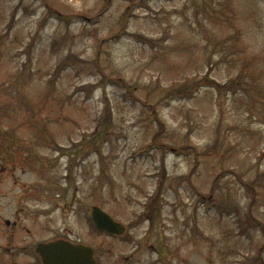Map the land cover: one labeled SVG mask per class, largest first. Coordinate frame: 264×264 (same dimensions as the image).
Masks as SVG:
<instances>
[{"label": "rangeland", "instance_id": "1", "mask_svg": "<svg viewBox=\"0 0 264 264\" xmlns=\"http://www.w3.org/2000/svg\"><path fill=\"white\" fill-rule=\"evenodd\" d=\"M9 143L31 240L0 264L53 238L98 264H264V0H0Z\"/></svg>", "mask_w": 264, "mask_h": 264}, {"label": "flooded vegetation", "instance_id": "2", "mask_svg": "<svg viewBox=\"0 0 264 264\" xmlns=\"http://www.w3.org/2000/svg\"><path fill=\"white\" fill-rule=\"evenodd\" d=\"M16 152L10 143L0 147V258L6 260H12L17 252L27 254L24 246L31 240V227L27 226L31 215L27 210L16 208L18 198L15 193L17 186H20L21 176L30 170L31 159L27 152H23L22 158L16 157ZM24 201L26 204V197ZM94 258L98 264L96 251ZM124 259L121 258L122 261Z\"/></svg>", "mask_w": 264, "mask_h": 264}, {"label": "water", "instance_id": "3", "mask_svg": "<svg viewBox=\"0 0 264 264\" xmlns=\"http://www.w3.org/2000/svg\"><path fill=\"white\" fill-rule=\"evenodd\" d=\"M91 219L98 230L119 235L124 227L114 221L106 212L97 206L91 208ZM37 251L41 254L43 264H95L92 249L83 245L68 242L39 244Z\"/></svg>", "mask_w": 264, "mask_h": 264}, {"label": "trees", "instance_id": "4", "mask_svg": "<svg viewBox=\"0 0 264 264\" xmlns=\"http://www.w3.org/2000/svg\"><path fill=\"white\" fill-rule=\"evenodd\" d=\"M146 40H148V39H146ZM219 86V85H218ZM193 90H195V89H193ZM109 124H110V114H109V112L107 111V110H105V114H104V116H103V120H102V125H103V127H102V129H101V132L100 133H98V135H103L104 133H106L107 132V130H108V126H109ZM256 180H257V178H256ZM254 182L255 181H250V182H246V181H242V184L243 185H246L248 188V190H249V188L250 187H253V186H255L254 185ZM252 200H254V198H252ZM259 261V257H256L253 261H252V264L253 263H256V262H258Z\"/></svg>", "mask_w": 264, "mask_h": 264}]
</instances>
